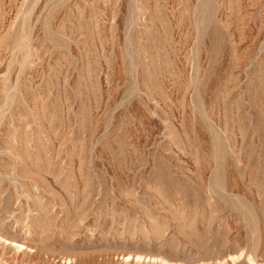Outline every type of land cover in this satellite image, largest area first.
<instances>
[{
  "label": "rangeland",
  "instance_id": "rangeland-1",
  "mask_svg": "<svg viewBox=\"0 0 264 264\" xmlns=\"http://www.w3.org/2000/svg\"><path fill=\"white\" fill-rule=\"evenodd\" d=\"M0 264H264V0H0Z\"/></svg>",
  "mask_w": 264,
  "mask_h": 264
}]
</instances>
